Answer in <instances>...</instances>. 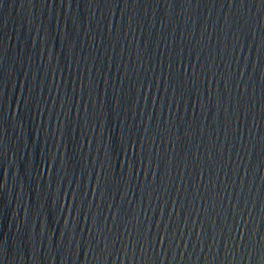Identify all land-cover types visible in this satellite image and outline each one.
<instances>
[{
  "label": "water",
  "instance_id": "95a60500",
  "mask_svg": "<svg viewBox=\"0 0 264 264\" xmlns=\"http://www.w3.org/2000/svg\"><path fill=\"white\" fill-rule=\"evenodd\" d=\"M0 264H264V0H0Z\"/></svg>",
  "mask_w": 264,
  "mask_h": 264
}]
</instances>
